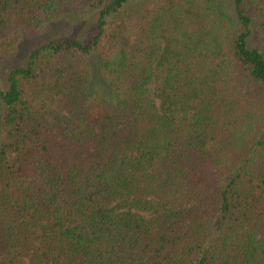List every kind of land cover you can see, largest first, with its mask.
Instances as JSON below:
<instances>
[{
    "label": "trees",
    "instance_id": "obj_1",
    "mask_svg": "<svg viewBox=\"0 0 264 264\" xmlns=\"http://www.w3.org/2000/svg\"><path fill=\"white\" fill-rule=\"evenodd\" d=\"M92 16L0 88V264H264V0H0Z\"/></svg>",
    "mask_w": 264,
    "mask_h": 264
},
{
    "label": "rangeland",
    "instance_id": "obj_2",
    "mask_svg": "<svg viewBox=\"0 0 264 264\" xmlns=\"http://www.w3.org/2000/svg\"><path fill=\"white\" fill-rule=\"evenodd\" d=\"M94 28L92 16L83 20L73 17H62L44 23L42 32L29 28H15L11 31L14 39L13 50L10 53L0 54V88L6 85V74L11 67L24 63L31 48L50 38L67 35L84 37L90 35ZM252 45L264 51V31L254 25L249 37Z\"/></svg>",
    "mask_w": 264,
    "mask_h": 264
}]
</instances>
